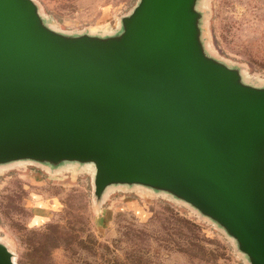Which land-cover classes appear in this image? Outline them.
<instances>
[{"label":"water","instance_id":"95a60500","mask_svg":"<svg viewBox=\"0 0 264 264\" xmlns=\"http://www.w3.org/2000/svg\"><path fill=\"white\" fill-rule=\"evenodd\" d=\"M198 1L140 0L120 33L69 36L0 0V166L91 165L97 199L169 194L264 264V88L207 54Z\"/></svg>","mask_w":264,"mask_h":264},{"label":"rangeland","instance_id":"374dc122","mask_svg":"<svg viewBox=\"0 0 264 264\" xmlns=\"http://www.w3.org/2000/svg\"><path fill=\"white\" fill-rule=\"evenodd\" d=\"M69 35L112 36L140 0H34ZM205 50L264 88V0H199ZM91 165L0 166V242L16 264H250L210 219L169 194L112 186Z\"/></svg>","mask_w":264,"mask_h":264}]
</instances>
